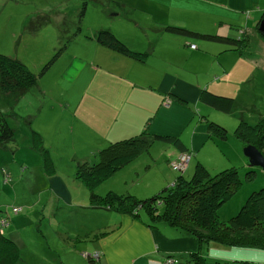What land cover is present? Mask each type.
<instances>
[{"label":"rangeland","instance_id":"374dc122","mask_svg":"<svg viewBox=\"0 0 264 264\" xmlns=\"http://www.w3.org/2000/svg\"><path fill=\"white\" fill-rule=\"evenodd\" d=\"M163 5L157 0L89 1L85 13L81 14L82 0H0V54L20 60L39 77L38 86L22 97L0 95V111L15 133L13 142L6 147L0 146V219L7 221L5 236L19 248L21 260L17 264H105L102 261L89 263L85 258L102 252L105 246L112 250L111 262L122 264L121 261L128 258L134 238L131 233L136 230L121 235L115 242L118 222L115 224L109 213L90 209L91 193L87 182L79 176L85 166L101 161L102 150L122 140L113 137L118 132V124H110L107 120L96 124L95 120L100 116L89 108L78 109L76 97L89 86L104 85L113 80L125 87L130 83L142 84L143 90L131 92L139 101L150 89L144 86V73L159 68L158 61L163 67L167 64L168 68L170 64L182 63L183 80L194 73L193 80L201 67L209 68L208 60L206 64H199L201 60L193 62L190 56L195 51L191 48L194 46L197 50L194 54L202 52L217 57L225 45L217 40L169 32L168 27H181L187 23L192 12L186 1L173 6V13L171 9L166 13ZM196 12L198 16L208 14L201 9ZM225 16L222 15L223 19ZM37 17H49L51 22L38 33L28 31L29 23ZM101 30L111 31L131 50L147 54L146 58L149 55L155 58L148 64L146 60L123 55L116 57L112 50L97 43L96 36ZM235 32L231 29V36ZM243 36L248 35L242 34L240 39ZM175 55H180L181 59L173 61ZM111 68L120 78L109 73ZM168 68H164L163 76L167 71L172 75L176 72ZM72 69L77 72L71 73ZM260 72L262 70L237 77L240 89L248 87L250 92L247 88L237 96L233 91L238 100L232 114L214 112V120L226 124L229 138L214 149L220 157H214L204 167L212 176L235 168L240 182L234 197L219 210L217 219L208 223L210 229L217 227L216 234L211 231L208 237V232L204 236L208 240L218 236L215 239L218 242L210 240V244L264 253V204L262 222L254 231L223 232L228 229L224 226L238 215L249 196L264 189V170L250 167L244 154L245 147L235 136L242 120L254 127L264 117V73ZM33 132L41 135L43 150L34 145ZM142 157L143 154L113 177L98 183V194L104 197L111 190L121 196L133 189L137 194L140 186L155 183L156 188L149 195L141 198L133 195L144 200L171 187L176 177H185L169 169L168 174L174 179L168 186H163L159 181V169L146 167L140 177L133 179L131 174L146 164ZM196 166L197 162L186 180L194 176ZM56 181L62 184L65 193L55 188ZM92 212L100 214L95 216ZM146 212L142 211L141 216L144 217ZM124 217L125 225L127 216ZM135 223V227L142 225L138 219ZM93 225L98 228H90ZM95 229L98 234L91 235ZM106 229L107 233L104 232ZM136 234L138 236L137 231ZM194 260L200 264L196 258Z\"/></svg>","mask_w":264,"mask_h":264},{"label":"crops","instance_id":"0c3cea01","mask_svg":"<svg viewBox=\"0 0 264 264\" xmlns=\"http://www.w3.org/2000/svg\"><path fill=\"white\" fill-rule=\"evenodd\" d=\"M185 1L191 9L192 17H189L188 22L185 24L179 22L181 27L202 34L217 35L223 38L231 37L235 40H239L245 32L249 35V46L245 50L239 51L221 42L225 46L217 57L202 52L194 54L197 50L191 48L193 52L195 51L190 56L193 62L197 63L201 60L199 64L204 62L206 64L208 60L207 64H209V68L201 67L193 80L194 73L183 80L181 74L185 70L181 68L182 63L170 64L169 68L166 64L165 67L169 71L175 70L176 72H173L172 75L167 71V74L163 76V72H166V70H164L163 64L158 61L159 68L149 69L144 73L146 77L144 86L150 87V89L147 90L148 94L144 95V98L139 101L138 97L134 99L135 95L131 92L135 89L143 90L140 86L142 84L130 83L125 87L113 80L104 83V85L100 83L89 86L83 90L79 97H76V100H79L76 105L78 109L86 110V108H89L92 112L95 110L94 113L100 116L95 120L96 124L104 120L113 125L118 124V132L113 135L114 139L127 140L143 133L151 141V144L143 147L137 156L140 158L143 154L142 159L144 163L146 161V164L139 166L138 171L131 174V178L140 177L141 172L146 167L147 169L157 167L160 171L158 173L159 181L163 186H168L169 182L174 179L173 176L168 174L169 169H171L170 162L183 152L159 140L158 137L179 138L186 146L184 152L192 155L189 167L184 173H179L180 175L183 174L186 177L190 174L195 162H197V166L199 164L209 165L210 160H213L214 157H220L217 156L214 149L223 144L221 142H225L214 138L209 129V121L224 126L226 124L214 120L216 119L214 112L220 111L201 103V92L209 90L215 94L233 97L238 100L235 93L237 96L242 95L248 87H241L240 89L241 83L238 82L237 77H240V75L244 77V74H252L260 70H262L260 73H264V38L258 32L264 13V0H157V2L164 3L163 9L166 13L167 9H171L170 11L173 13V6H178L185 3ZM198 9L207 11L208 14L198 16L199 13L196 12ZM222 15H226L224 19ZM174 22L177 21L174 20ZM231 29L236 31L233 36H231ZM113 53L116 57L117 55L121 57L116 52ZM154 58L155 56L149 55L146 58L147 63H151ZM180 59V55H175L173 61ZM223 59L224 61H222ZM206 70H208L207 74ZM243 71L249 72L245 73ZM70 72L75 74L77 71L73 72L72 69ZM109 73L113 74L114 78L118 75L114 68H111ZM118 77L120 78L119 75ZM257 83L258 81H256L255 86H257ZM248 89L250 92V88ZM168 100L171 104L166 105ZM83 103L85 105H82ZM118 108L119 111H117ZM99 110L104 113H98ZM243 146L245 147V145ZM177 179L178 177L173 180V185ZM155 186V183L140 186L137 194V190L133 189L124 195H137L141 198L149 195L152 190L154 192ZM55 188L59 192L65 193L60 182L56 181ZM142 211L145 210L140 211L139 217L126 215L125 225L123 223L124 214L100 211L101 213H109L111 218L115 220V224L118 222L117 229L119 231L118 236L114 239L115 242L121 235H128L131 230L138 232V236L136 231L131 233L134 234L130 245L131 252L127 259L121 261L122 264H197L194 258L198 253L201 254L199 257L200 264H264V253L247 248H231L218 244L199 243L196 237L180 227L170 226L165 221L151 223L149 214L146 212L142 217ZM92 213L93 215L96 214L95 216L100 214L97 212ZM94 219L91 218V220ZM137 219L142 222V225L135 227ZM158 223L160 224L158 225ZM92 227L98 228L97 225L90 226V228ZM90 228L87 230H91ZM92 231L91 235L98 234V229ZM2 232L5 233L4 227ZM104 232L107 233V229ZM95 238L97 239V235H95ZM111 252V248L102 247V252H96L100 254V258L95 262L102 261L105 264H116L111 262L113 260ZM85 258L89 262L86 256ZM167 260H174V262L166 263Z\"/></svg>","mask_w":264,"mask_h":264},{"label":"trees","instance_id":"16d2710c","mask_svg":"<svg viewBox=\"0 0 264 264\" xmlns=\"http://www.w3.org/2000/svg\"><path fill=\"white\" fill-rule=\"evenodd\" d=\"M89 1L101 2V0H82L81 14L85 13ZM264 21V13L261 22ZM51 22L49 17H37L27 27L28 31L38 33L39 30ZM171 33L183 36H199L209 40L229 43L234 50L243 51L249 44V35L239 40L217 35H207L181 27H168ZM244 34H247L244 32ZM99 45L116 52L119 55L145 61L147 54L131 50L122 40L109 30H101L96 36ZM228 46V44H227ZM0 95H15L22 97L28 94L32 88L38 86V75L34 74L27 65L16 58L0 54ZM200 102L224 114H232L236 107L233 97L215 94L209 90H203ZM236 130V138L246 146H255L264 154V117L256 126L252 127L244 120L240 122ZM209 129L214 138L221 141L228 140L229 135L226 127L217 122L209 121ZM14 130L9 126L7 117L0 111V146L6 147L15 140ZM159 140L176 147L181 152L186 150L185 144L176 137H158ZM42 137L33 132V143L37 149L43 150ZM145 135L139 134L130 139L112 143L101 151V161L79 171V176L87 182L91 193V208L97 211H107L118 214L139 217L141 210H146L151 218V223L165 221L173 227H180L196 237L199 243L205 238L204 233L216 234V228H208V223L217 219L219 210L234 197L239 187L240 176L237 169L224 170L216 175H211L206 168L199 164L194 176L186 180L182 175L175 184L165 188L160 194L148 198L139 199L133 195H118L109 191L102 197L97 192V184L102 180L113 177L119 170L129 165L139 155L140 150L151 144ZM48 166L47 153L45 154ZM83 172V173H82ZM249 175H253L250 173ZM264 204V189L252 193L237 216L232 218L229 224L224 226V233H234V230L252 232L262 222ZM6 220L0 219V264H17L21 260L17 244L2 232L1 223ZM7 222V221H6ZM221 221H219V225ZM218 225V227H219ZM223 227V225H222ZM220 225V228H222ZM218 228V232L219 229ZM216 229V230H215ZM215 239L218 237L214 235ZM214 238L209 239L218 242ZM231 247V246H230ZM200 253L196 255L199 261ZM89 262L95 260L89 255ZM244 264V263H242Z\"/></svg>","mask_w":264,"mask_h":264},{"label":"built area","instance_id":"2783aa9c","mask_svg":"<svg viewBox=\"0 0 264 264\" xmlns=\"http://www.w3.org/2000/svg\"><path fill=\"white\" fill-rule=\"evenodd\" d=\"M192 49H195V47L193 46ZM169 104H171V102L168 100L166 105H169ZM191 158H192V155L190 153H187V152L180 153L176 159H174L170 162V167L175 172L184 173L187 170V168L191 162ZM1 225L3 228L4 226L7 225V222L3 221L1 223ZM91 257H92V259L94 258V260H99L100 254L97 253L94 256L92 255ZM171 262H174V260H167L166 261V263H171Z\"/></svg>","mask_w":264,"mask_h":264},{"label":"water","instance_id":"95a60500","mask_svg":"<svg viewBox=\"0 0 264 264\" xmlns=\"http://www.w3.org/2000/svg\"><path fill=\"white\" fill-rule=\"evenodd\" d=\"M258 32L264 38V21L260 23ZM244 154L249 162L250 167L264 170V154L261 153L255 146L249 145L245 147Z\"/></svg>","mask_w":264,"mask_h":264},{"label":"clouds","instance_id":"9594fccd","mask_svg":"<svg viewBox=\"0 0 264 264\" xmlns=\"http://www.w3.org/2000/svg\"><path fill=\"white\" fill-rule=\"evenodd\" d=\"M184 153V152H183Z\"/></svg>","mask_w":264,"mask_h":264}]
</instances>
